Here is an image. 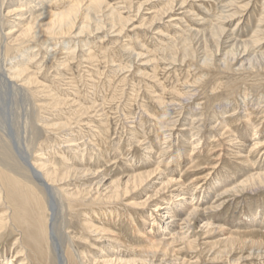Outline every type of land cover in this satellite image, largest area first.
<instances>
[{
    "label": "rangeland",
    "instance_id": "374dc122",
    "mask_svg": "<svg viewBox=\"0 0 264 264\" xmlns=\"http://www.w3.org/2000/svg\"><path fill=\"white\" fill-rule=\"evenodd\" d=\"M10 1L15 5L12 8H26V0ZM56 1H43L38 9L57 12L69 0ZM101 1L100 7L92 4L88 8V0L83 1L74 20L75 30L63 34L33 33L15 41L26 24L17 28L14 20L19 17L13 14L0 20V30L6 37L0 33V68L8 77L12 72L9 66L24 69L23 75L13 77V81L21 82L27 94L23 99L20 94L10 95L5 107L8 113L2 114L1 121L6 119L8 132L29 148L35 163L43 161V165L58 170L70 163V167L96 172L95 176L69 178L75 186L90 184L93 189L80 209L65 210L63 238L73 240L84 264H118L103 261L116 255L111 252L112 244L121 251L118 256L122 259L143 258L138 250L160 237L164 240L155 249L157 256L151 264H264V180L244 181L254 172H264V0ZM169 3H174L173 9L164 14ZM8 9L3 6V13ZM33 9L27 11L32 13ZM117 14L120 21L114 17ZM219 15L225 18V33L236 42L249 39L255 28H262L258 45L250 47L255 54L247 56L249 61H243V65L232 61L227 53L230 48L219 47L217 36H211L209 27ZM193 31L203 35H196V39ZM186 32L192 35L188 33L184 41ZM5 34L13 36V41ZM2 142V193L13 198L18 191L26 193L29 185L24 182L18 191L10 189L15 177L2 173L7 166L3 155L8 153ZM147 170L154 171L141 187L133 190L130 184L128 193L120 190L118 198L108 197L106 186L110 181L120 180L122 185L130 175ZM101 178L103 182L96 188ZM218 180L221 186H216ZM67 187L73 186L63 189ZM182 193L187 200L199 202L200 208L190 217L189 227L181 223V236L185 237L171 240L170 233L162 235L159 225L164 224L166 216L159 213L167 204L184 202L177 200ZM23 200L16 203L19 216L32 221L40 210ZM85 215L93 218L89 225ZM10 225L0 236V264L11 263L10 257H14L13 264H29L22 252L15 251L21 242L30 241L32 230L16 228V233L14 221ZM103 226L109 229L100 232ZM118 235L126 243L114 241Z\"/></svg>",
    "mask_w": 264,
    "mask_h": 264
},
{
    "label": "bare ground",
    "instance_id": "6f19581e",
    "mask_svg": "<svg viewBox=\"0 0 264 264\" xmlns=\"http://www.w3.org/2000/svg\"><path fill=\"white\" fill-rule=\"evenodd\" d=\"M17 1V0H16ZM45 2L47 1H51V0H43ZM42 0H37V1H33V0H26L25 1V5L26 8L24 9H16V8H12L15 5L12 4V2L10 0H0V20L2 19V17H4L10 14L16 15L19 17V19H15L14 22L17 26H19L21 23H24L25 27L22 29V31L19 33V35L15 36V41H19L21 38L23 37H27L28 35H31L33 33H35V36L40 34V33H50V34H63L64 32L67 33L68 32H72L75 27L74 24V20L76 17V13L80 10V6L83 4V1L85 0H67L68 3L62 4L60 7H58L59 9L61 8V10H58L57 12H44L41 11L40 9H38V5H40V3H43ZM56 0H54L55 2ZM61 1V0H60ZM87 1V0H86ZM126 1V0H125ZM181 1V0H180ZM184 1V0H183ZM229 1V0H228ZM231 1V0H230ZM229 1V2H230ZM57 2V1H56ZM88 4H87V8L92 6V4H94L95 6L100 7V4L102 3L101 0H88ZM211 2V1H210ZM232 2V1H231ZM20 3V2H19ZM35 3V5H34ZM59 3V2H58ZM86 3V2H85ZM84 3V4H85ZM224 3H226L224 1ZM237 2L233 1L232 4H236ZM56 5V3H54ZM53 4V5H54ZM60 4V3H59ZM59 4H57L56 6H59ZM171 6L164 11L165 13H169L171 12V10L173 9L172 5L169 3ZM184 4V2L182 3ZM181 4V5H182ZM201 4V3H200ZM231 4V3H230ZM246 4V3H245ZM20 5V4H19ZM25 5L23 7H25ZM52 5V6H53ZM168 5V4H167ZM176 5V4H175ZM3 6H5L6 8H10L8 10H6L5 13H3ZM17 6V4H16ZM85 6V5H84ZM185 6V5H184ZM227 5L225 4V7ZM234 6V5H233ZM55 6H53L54 8ZM110 7V6H109ZM175 7V6H174ZM182 7V6H181ZM212 7V6H211ZM214 7V5H213ZM21 8V7H20ZM29 8H34L32 13H30V10L27 11ZM40 8H43L42 6ZM51 8V7H50ZM84 8V7H83ZM112 8V7H111ZM215 8V7H214ZM229 8V7H227ZM237 8H239L237 6ZM5 9V8H4ZM166 9V8H164ZM224 9V8H223ZM231 9V7H230ZM243 9V8H241ZM24 10V11H23ZM38 10V11H35ZM46 10V9H43ZM82 10V9H81ZM80 10V11H81ZM209 10V9H208ZM213 10V9H212ZM220 10V9H219ZM226 10V8H225ZM234 13H237L235 9ZM233 10H231L233 12ZM244 10V9H243ZM182 11V10H181ZM186 11V10H185ZM185 11L182 13V15L185 14ZM238 11V10H237ZM252 11V10H251ZM213 12H215L216 14H218V11L214 10ZM220 12L222 13V11L220 10ZM219 12V13H220ZM226 12V11H225ZM231 12V13H232ZM27 13H30L27 18L24 17L25 14L27 15ZM79 13V12H78ZM162 13V12H161ZM188 12L186 11V14ZM207 13V12H206ZM230 13V12H229ZM230 13V14H231ZM215 14V15H216ZM225 14V13H223ZM228 14V15H230ZM233 14V13H232ZM119 14H117L116 17L118 19V21H120V15L118 17ZM157 15V14H156ZM226 15V14H225ZM81 16V15H79ZM220 16V15H219ZM217 16V18L219 17ZM233 16V15H232ZM231 16V17H232ZM235 16V15H234ZM183 17V16H182ZM206 17V16H204ZM213 17L214 14H213ZM223 17H225L223 15ZM230 17V16H229ZM179 18V17H178ZM181 18V17H180ZM209 18V17H206ZM215 22H213L212 26L209 27L211 28V36H217L216 40H217V44L218 46H228L230 48L229 51H227V53H229L231 55V60L232 61H239L242 62L246 61L248 59V57L251 55V53L255 54L254 49L250 50L252 48L250 47H255V45L257 44V41L259 40V35L262 34L261 29L255 28L256 30L252 31V36L247 39V40H240L241 42L237 41L235 39H233L231 36V34L225 33V28L223 27V23H224V19L225 18H221V16L217 19ZM228 18V17H227ZM7 21V20H4ZM78 19V16H77ZM176 19V18H175ZM182 19V18H181ZM214 19V18H213ZM239 19V18H238ZM80 20V19H79ZM173 20V19H172ZM180 20V19H179ZM102 21V20H101ZM112 21V20H111ZM201 21V20H200ZM211 21V20H210ZM261 21V20H259ZM126 22V20H124V23ZM198 22V21H197ZM212 22V21H211ZM228 22V21H227ZM9 23V22H8ZM175 23V22H174ZM2 24V23H1ZM14 24V26H15ZM86 24V23H85ZM121 24V23H120ZM177 24V23H176ZM202 24V22H201ZM6 25V23H5ZM107 25V24H106ZM175 25V24H174ZM226 25V24H225ZM79 25L77 24V27ZM97 26V24H96ZM227 26V25H226ZM7 27V26H6ZM100 27V26H99ZM191 27V26H189ZM261 26H259L260 28ZM18 28V27H17ZM81 28V26H80ZM187 28V27H185ZM193 28V27H192ZM12 29V28H11ZM20 29V28H19ZM90 29V28H89ZM179 29H183V28H179ZM213 29V30H212ZM72 30V31H71ZM75 30V29H74ZM184 32L186 31V29H183ZM188 30V29H187ZM194 30V29H193ZM206 30V29H205ZM14 30H11V32ZM189 31V30H188ZM191 31V30H190ZM8 31V34H13ZM176 31V35H177ZM180 32V31H179ZM182 32V31H181ZM192 32V31H191ZM199 31H196L193 33H195L196 35H200L202 34V32L198 33ZM228 32V31H227ZM1 35L4 36L3 32L0 30ZM7 33V32H6ZM187 33V32H186ZM189 33V32H188ZM188 33L186 35H188ZM238 33V32H237ZM8 34H5L6 36ZM49 34V35H50ZM185 34V33H184ZM207 34V32H206ZM264 34V33H263ZM15 35V33H14ZM186 35H184L186 37ZM189 35H192L189 33ZM189 35L184 38V41L187 40V38L189 37ZM194 35V34H193ZM203 35V34H202ZM2 36V38L4 39V37ZM181 36V35H180ZM196 36L198 39L199 37ZM205 36V34H204ZM8 37H10L8 35ZM30 37V36H29ZM32 37V36H31ZM133 37V36H132ZM178 38V36H175ZM6 38V37H5ZM11 38V37H10ZM12 38H14L12 36ZM11 38V39H12ZM182 38V37H181ZM210 39V37H208ZM166 39V38H165ZM193 39V37H192ZM195 39V40H196ZM207 39V40H209ZM246 39V38H245ZM7 40V39H5ZM10 40V39H9ZM190 40V39H189ZM213 40V38H211V41ZM8 41V40H7ZM5 41V42H7ZM13 41V39H12ZM157 41V39H156ZM174 42L176 40H173ZM11 42V41H10ZM172 44V47L176 46V43ZM188 42V41H187ZM200 42V41H199ZM208 42V41H207ZM213 42V41H212ZM17 43V42H16ZM21 43V42H20ZM140 43V42H139ZM197 43V42H196ZM210 43V41H209ZM215 43V40H214ZM240 43V44H237ZM13 44V43H12ZM141 44V43H140ZM166 45V44H165ZM192 45V44H191ZM205 45V44H204ZM242 45V51L239 50V47ZM258 45V44H257ZM212 46V44H211ZM214 46V45H213ZM216 46V45H215ZM231 46V47H230ZM159 47V46H158ZM172 47H169V49H171ZM208 47V46H205ZM218 47V48H219ZM201 48V47H200ZM216 48V47H214ZM47 49V48H46ZM158 49V48H157ZM168 47H164V50H167ZM168 49V50H169ZM207 49V48H206ZM29 50V49H27ZM213 50V49H212ZM218 50V49H217ZM223 50V48H222ZM23 51V49H22ZM25 51V50H24ZM199 51V50H198ZM254 51V52H253ZM28 53V51H26ZM163 52V50H162ZM20 54V53H18ZM257 54V53H256ZM17 55V54H16ZM29 55V53H28ZM188 55V53H187ZM261 55V53H260ZM18 56V55H17ZM34 56V55H33ZM32 56V57H33ZM208 56V55H207ZM248 56V57H247ZM257 56V55H254ZM16 58V56H14ZM27 57V56H26ZM169 57L173 60L176 59V57L170 56ZM22 58V57H20ZM253 58V57H252ZM258 59V57H256ZM29 59V58H28ZM21 60V59H20ZM27 60V59H26ZM201 60V59H200ZM28 61V60H27ZM220 61V60H219ZM249 61V59L247 60V62ZM29 62V61H28ZM165 62V61H164ZM173 62V61H172ZM225 63V60L223 61ZM6 63V62H5ZM12 63V62H11ZM23 63V62H22ZM26 64V63H24ZM23 64V65H24ZM221 64V63H220ZM14 65V64H13ZM240 65V64H239ZM22 66V65H21ZM3 67V66H2ZM18 67V66H15ZM13 66H9V69L12 70L10 77H8L6 75L4 71V68H0V82L2 83V86H0V117L2 116L3 113H8L7 112V107L10 103V95L14 96L13 94H20V97L23 99L24 96H26V90H24V85L21 84H17V82L13 81V77H20L21 75H23V71L24 69H16ZM24 68V66H22ZM21 67V68H22ZM243 67V66H241ZM247 68V67H246ZM26 72V71H25ZM162 72V71H161ZM9 74V73H8ZM23 77V76H22ZM21 77V78H22ZM25 77V76H24ZM30 77V76H29ZM125 78V77H124ZM23 79V78H22ZM21 79V80H22ZM29 79V78H27ZM26 79V80H27ZM31 79V77H30ZM25 80V78H24ZM31 84H33V80ZM25 82H29V81H25ZM35 82V81H34ZM0 83V84H1ZM30 83V82H29ZM222 83V82H221ZM26 84V83H25ZM26 86V85H25ZM217 86V85H216ZM231 87V86H229ZM230 89V88H229ZM187 90V89H186ZM184 94V93H183ZM30 96V95H29ZM176 96V95H175ZM182 96V94H181ZM19 97V96H18ZM246 97H244L245 100ZM12 99L14 100V98L12 97ZM231 99V98H230ZM236 99V98H235ZM247 100V99H246ZM160 101V100H159ZM240 101V100H239ZM163 102V101H162ZM232 102V101H231ZM245 102V101H244ZM247 102V101H246ZM22 103V102H21ZM243 103V102H242ZM260 103V101L258 102ZM234 104V103H233ZM244 104V103H243ZM249 104V103H248ZM230 105V104H229ZM226 106V105H225ZM224 106V108H225ZM250 106V105H249ZM13 107V106H12ZM24 107V106H23ZM221 107V106H220ZM251 107V106H250ZM255 107V106H253ZM247 108V106H246ZM256 108V107H255ZM197 109V108H196ZM214 109V108H213ZM23 110V109H22ZM246 110V109H245ZM24 111V110H23ZM221 111V109H220ZM247 111V110H246ZM6 118V117H5ZM6 120V119H5ZM1 121L0 119V140H2L4 143V147H6L8 149V153L4 152L5 154L4 156V164L7 165L5 168L1 166V169L4 168V170L2 171V173H4L5 175H10L12 174L15 177V180L11 183H9L10 185V189L12 188V190H17L18 191V186L21 184H25L24 182H27L29 185V188H26V193L20 192L18 191V193L14 196H12L13 198H10L9 195L4 197V194L2 193V191L4 190V183L2 182V180H0V204L3 206V208L0 210V236L3 235L7 229L8 226L10 224H12V222L14 221L15 223V231L17 230L16 228H18L19 230L23 227L24 229H29L28 231L32 232L30 233L29 237H30V241L27 242L26 244H24V242H21V246L17 248V244L19 243H15L16 247V252H22V258L24 256V260H27L29 262V264H84L83 262H81V254L74 248L73 246V240L71 238H63V229H65V222H64V212L66 209L68 210H78L81 208V206L83 205L84 201H85V196H87V194L90 192L91 189H93V186L89 184V186L87 185V187L83 186V184H79L78 186H75V183H69L68 180L69 178L73 175L76 176V179H80L81 176H85L88 174L94 175L96 172H85L87 170H84L85 168H75V167H70L68 163V166H64L65 168H63L62 170H58L55 168H48L45 164L43 165V161L41 159L42 162L40 163H35V160H31V156H30V150L28 147H24L23 145H20V143L18 141H16L13 137H12V133L10 134V131L8 132V123L7 121ZM191 123V122H190ZM25 127V126H24ZM34 127V126H33ZM24 131V130H23ZM15 136V135H13ZM18 137V136H17ZM16 137V138H17ZM20 137V136H19ZM31 137V136H30ZM23 138V137H22ZM21 140V138H19ZM22 141V140H21ZM24 141V140H23ZM104 142V141H103ZM1 143V145H2ZM70 143V142H69ZM105 143V142H104ZM25 144V143H23ZM101 144V143H100ZM103 147V143L101 144ZM71 146V145H70ZM3 147V146H2ZM79 147V146H78ZM151 148V147H150ZM149 148V149H150ZM2 149V148H1ZM74 149V148H73ZM4 150V149H2ZM71 151V150H70ZM76 153V150H74ZM103 151V150H102ZM83 152V150H82ZM99 153V152H98ZM43 154V152L41 153ZM78 154V153H77ZM76 154V155H77ZM81 154V153H80ZM47 155V154H46ZM75 155V156H76ZM104 155V154H103ZM40 156V154H39ZM2 157V156H1ZM0 157V158H1ZM44 157V156H43ZM64 157V156H63ZM91 157V156H90ZM48 158V157H46ZM92 158V157H91ZM90 158V159H91ZM150 158V157H149ZM3 159V158H2ZM38 159V158H37ZM64 160L66 159L63 158ZM69 159V158H67ZM66 159V160H67ZM99 159V158H98ZM148 159V158H147ZM45 160V158H44ZM49 160V159H47ZM63 160V161H64ZM7 161V162H6ZM8 161H10L11 163H9ZM39 161V160H38ZM126 162V160H124ZM148 161V160H147ZM46 162V160H45ZM69 162V161H68ZM79 162V161H78ZM82 162V161H81ZM9 163V164H7ZM49 163V162H47ZM76 164V162H74ZM127 163V162H126ZM146 163V162H145ZM1 164V163H0ZM53 164V163H52ZM65 164V163H63ZM78 164V163H77ZM83 164V162H82ZM85 164V163H84ZM143 164V163H142ZM50 165V164H49ZM55 165V164H54ZM144 165V164H143ZM133 166V165H132ZM63 167V166H62ZM136 167V166H135ZM88 168V167H87ZM263 168V167H262ZM90 169V168H89ZM128 169V168H127ZM130 169V168H129ZM91 170V169H90ZM96 171V170H95ZM148 171V170H147ZM154 171V170H152ZM152 171H148L145 173H138V171L136 172V174H132L130 175L122 185L120 184V180H116V181H110L107 186L106 189H108L107 193L109 194V198L112 197H116L118 198L120 196V190L124 191L125 193H128V186H132L131 188L134 190L137 187H141L150 177ZM263 171V170H262ZM92 172V173H91ZM130 173V172H129ZM153 174V173H152ZM4 175V176H5ZM3 176V175H2ZM95 176V175H94ZM101 177V176H100ZM250 178L252 179H258V181H262L264 180V172H254L251 175H248L247 178L244 180L245 182L250 181ZM2 179V178H1ZM166 180V179H163ZM170 180V179H168ZM7 181V180H6ZM162 181V180H161ZM252 181V180H251ZM256 181V180H254ZM9 182V181H8ZM103 182V178L98 179L96 185L98 188L99 184H102ZM171 181H167L166 183H170ZM224 182V181H223ZM155 183V182H154ZM164 184H166L164 181L162 182ZM187 183V182H186ZM221 180H218L217 183L218 184L216 186H221ZM250 183V182H249ZM254 183V182H253ZM252 183V184H253ZM93 184V183H92ZM239 184V183H238ZM242 184V183H241ZM255 185V184H254ZM63 186H73L72 188H68V189H63ZM82 186V187H81ZM123 186V187H122ZM161 186V185H160ZM159 186V187H160ZM235 186V185H234ZM246 186V185H245ZM9 187V186H8ZM167 187V186H166ZM130 188V189H131ZM165 188V187H164ZM105 189V187H104ZM159 189V188H158ZM163 188L160 187L159 190H161ZM158 190V191H159ZM92 191V190H91ZM95 191H97L95 189ZM130 191V190H129ZM160 192V191H159ZM8 193V192H7ZM6 193V194H7ZM11 195V194H10ZM9 196V198H8ZM149 197V196H148ZM23 199L28 200L32 206L38 208L40 210V212L36 215V217L34 219H32V221H30L27 217L24 216H19V209L16 207V203L19 202L20 200H22V202L24 201ZM180 199H184V202L179 203V205L177 206L175 203H170L167 204V206H163V212L159 213L162 214V216H166L165 218V222L162 225H159V227L163 230L162 231V235H166L168 233L171 234L170 239L171 240H175V239H183L184 237L181 236V229L184 228L181 223L184 222L185 225L187 227H189V222H190V217H193L195 215V213L198 211L199 207V202L196 203L190 200H187V197L184 195V193L181 194L180 197H178L177 200ZM186 199V200H185ZM149 200V198H148ZM144 201V200H142ZM141 201V202H142ZM86 202V201H85ZM211 202V201H210ZM23 204V203H22ZM21 204V205H22ZM142 204V203H141ZM20 205V206H21ZM26 205V204H25ZM29 205V204H28ZM131 205H133L134 207V203H131ZM130 205V206H131ZM30 206V205H29ZM29 206H27L28 208H30ZM12 207V208H11ZM19 207V206H18ZM107 207V206H106ZM203 207V206H202ZM26 207H24L25 209ZM27 208V209H28ZM90 208L87 206V209ZM102 208V207H101ZM131 208V207H130ZM26 209V210H27ZM105 209V208H104ZM110 209V208H109ZM155 209V208H154ZM67 210V211H68ZM107 211V209H105ZM26 212H29L26 211ZM48 212V213H47ZM70 212V211H69ZM86 212V211H85ZM88 212V211H87ZM86 212V213H87ZM91 214L93 213V210H90ZM95 212V211H94ZM161 212V211H160ZM105 213V212H104ZM103 213V214H104ZM108 213V212H106ZM49 214V216H48ZM85 214V213H84ZM83 214V215H84ZM90 214V213H89ZM95 214V213H94ZM120 214V213H119ZM129 214V213H128ZM35 215V214H34ZM98 215V214H97ZM86 216V215H85ZM85 216L83 218H85ZM88 216V214H87ZM86 216V219H88V217ZM91 216V215H89ZM105 216V214L103 215ZM128 216V215H126ZM29 217V214H28ZM47 217V218H46ZM94 217V216H93ZM99 217V216H98ZM90 218V217H89ZM92 218V217H91ZM90 218V219H91ZM106 218V216H105ZM104 218V219H105ZM85 219V220H86ZM90 219L87 220L90 221ZM93 219V218H92ZM91 219V220H92ZM102 219V220H104ZM130 219V218H129ZM131 220V219H130ZM129 220V221H130ZM134 220V219H133ZM86 222V221H85ZM211 222V221H210ZM9 223V225H8ZM154 222H152L153 225ZM205 223V222H204ZM84 224V223H82ZM90 222H88L87 225H89ZM206 224V223H205ZM86 225V224H85ZM132 225V224H131ZM208 224H206L207 227ZM11 226V225H10ZM102 226V224H101ZM12 227V226H11ZM201 227V226H200ZM253 227V226H252ZM251 227V228H252ZM256 227V226H255ZM10 228V227H9ZM203 228V227H202ZM258 228V227H257ZM13 229V228H12ZM23 229V230H24ZM109 229V227H105L103 226L100 230V232H104L107 231ZM204 229V228H203ZM260 229V228H258ZM18 230V231H19ZM11 231V230H10ZM14 231V232H15ZM16 231V233L18 232ZM151 230L149 229V232ZM166 232V233H165ZM15 233V234H16ZM140 233V232H139ZM20 234V233H19ZM18 234V235H19ZM144 234V233H143ZM169 236V235H168ZM28 237V236H27ZM165 237V236H164ZM231 237V235L229 236ZM16 237L12 238L13 240H15ZM227 238V237H226ZM147 239V238H146ZM229 239V238H228ZM246 239V237H245ZM18 240V239H17ZM16 240V241H17ZM29 240V238H28ZM114 241H116L117 243H126L125 241L122 240V238L120 237V235L116 236L115 238H113ZM164 238H156V239H151V242L149 246H144L143 248H140L138 251L145 255V257L140 258V259H133V258H129V259H122L120 256L121 251L118 249H115V245L112 244L113 249L111 250V252L113 254H116L114 256L113 259H104V262H115L118 264H138V261H141V264H151L153 262L152 258L155 255L156 252V248L157 246H159L161 243L163 242ZM167 240V239H165ZM169 240V239H168ZM167 240V241H168ZM251 240V239H250ZM249 240V241H250ZM257 241V240H256ZM253 241H251L252 244ZM260 242V241H259ZM165 243V242H164ZM166 243H169L166 242ZM237 243V242H236ZM232 244V243H231ZM250 244V243H249ZM261 244V242H260ZM168 245H171L168 244ZM189 245V243H188ZM239 245V244H238ZM245 245V244H244ZM255 245V243H254ZM259 245V244H257ZM263 245V244H262ZM13 246V245H12ZM26 246L28 248V250H23ZM172 246V245H171ZM260 246V245H259ZM164 247V245H163ZM250 247V246H249ZM258 247V246H257ZM264 247V246H263ZM232 248V247H230ZM229 248V249H230ZM221 249V248H220ZM258 249V248H257ZM219 250V249H218ZM217 250V251H218ZM231 250V249H230ZM166 251V249H165ZM168 251V250H167ZM14 252V251H13ZM216 252V251H215ZM219 252V251H218ZM223 252V251H221ZM139 253V254H140ZM165 253V252H164ZM251 254V253H250ZM255 254V253H254ZM172 255V254H171ZM218 255V254H217ZM248 255V254H247ZM142 256V255H141ZM163 256V255H162ZM2 257V256H1ZM113 257V256H112ZM175 258V257H174ZM13 259L14 257H10V262L9 264H13ZM21 259V258H20ZM21 259V260H23ZM154 259V258H153ZM9 260V259H8ZM167 260V259H166ZM7 261V260H6ZM165 261V260H164ZM22 262V261H21ZM171 262H173L171 260ZM181 263V262H180ZM27 264V263H26ZM174 264V263H172ZM176 264V263H175Z\"/></svg>",
    "mask_w": 264,
    "mask_h": 264
}]
</instances>
